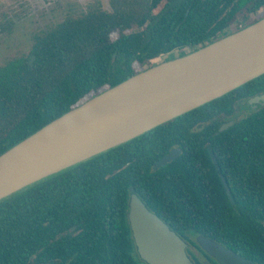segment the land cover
I'll use <instances>...</instances> for the list:
<instances>
[{"label":"trees","instance_id":"1","mask_svg":"<svg viewBox=\"0 0 264 264\" xmlns=\"http://www.w3.org/2000/svg\"><path fill=\"white\" fill-rule=\"evenodd\" d=\"M262 18L264 0H110L109 8L91 6L79 16L65 18L37 35L27 54L0 67V155L146 68ZM263 94L264 74L4 198L0 264H44L53 259L57 264H147L137 252L130 227L107 224L102 209L125 208L131 185L140 192L146 186L142 173L151 172L171 146L183 149L180 169L168 165L157 172L198 170L200 163L208 162L214 181L222 184L214 156L234 203L221 185L222 191L214 188L211 196H204L202 208L188 212L196 214L190 218L197 224L169 227L179 235H203L242 252L246 241L264 235V104L242 118L236 109ZM231 120L234 126L220 131ZM138 142L149 147L146 155ZM131 146L139 150L138 160L128 165ZM209 198L214 202L211 211L206 208ZM85 217L99 223L84 224ZM68 230L72 231L63 236ZM56 253L64 255L53 257Z\"/></svg>","mask_w":264,"mask_h":264},{"label":"water","instance_id":"2","mask_svg":"<svg viewBox=\"0 0 264 264\" xmlns=\"http://www.w3.org/2000/svg\"><path fill=\"white\" fill-rule=\"evenodd\" d=\"M264 74V18L183 56L162 61L46 124L0 155V201L41 180L127 143ZM249 102L264 104V94ZM222 124L220 131L234 126ZM173 150L155 166L177 158ZM214 161L217 162L214 157ZM222 177V172L220 171ZM231 196L229 185L224 180ZM131 229L147 264H195L187 243L133 194ZM222 264H255L200 235ZM44 264H53L47 262Z\"/></svg>","mask_w":264,"mask_h":264},{"label":"flooded vegetation","instance_id":"3","mask_svg":"<svg viewBox=\"0 0 264 264\" xmlns=\"http://www.w3.org/2000/svg\"><path fill=\"white\" fill-rule=\"evenodd\" d=\"M262 102L253 103L250 105L251 111L258 109ZM250 111V112H251ZM221 128V127H220ZM200 143H204L205 141H199ZM142 147H140V151L146 153L149 151V147L147 145H142V142H138ZM179 150V155L177 158L168 162L166 165L161 166H172L179 167L181 162H178L180 156L183 153V149L181 146H171L167 151L163 150V155L159 157L154 164L152 165L151 172H143L144 182L146 186L139 192L134 189L131 185L129 190L127 199H126V207L125 208H111L110 205L102 209L106 210L107 214H104V219H106V223L109 225L114 224L117 226H129L131 229V220H130V211H131V201L133 194H137V196L143 201V203L162 221H164L168 226L169 225H185L191 226L197 224V222L190 217H194L196 214H189L188 212H196L199 208H202L204 205V196H211L214 192V188L221 189V185H223V189L227 192V187L225 185L224 180L229 185L227 181L226 175L219 169L218 161H214V156H212V162H214L216 167V172L221 180V183L218 181H214V170L212 169L211 164L200 163L197 167L198 170H178V171H164L157 172L158 169H155L156 164L169 155L171 151ZM136 147H130V155L131 161L128 162V165L134 164L137 162L138 156ZM196 167V168H197ZM220 171L222 172V177L220 176ZM134 171L132 170L129 173V181L131 184L136 181L134 177ZM110 177V175H107ZM230 188V185H229ZM231 190V188H230ZM229 195V194H228ZM200 207H199V206ZM207 210L211 211L214 208V202L211 198L207 200L206 203ZM174 217L170 220V217ZM100 219V214L96 216ZM172 221V222H171ZM84 224H94L97 225L99 222L97 220H90L83 218L81 221ZM100 223H102L100 221ZM75 227V226H74ZM73 230V229H72ZM68 230L63 233V236H68L70 231ZM132 232V229H131ZM74 234V233H73ZM183 240L187 243L186 251L190 259L195 264H222L219 260L207 252L201 245L198 243V237L200 235H180ZM131 237L133 238V232L131 233ZM134 239V238H133ZM212 239V238H210ZM213 240V239H212ZM215 241V240H213ZM217 242V241H216ZM219 243V242H218ZM221 244V243H220ZM225 247L236 251L235 249L229 247L228 245H224ZM243 251H236L241 257L244 259H248L253 261L255 264H264V235L259 234V236L252 238V240H248L245 242L243 246ZM245 249V250H244ZM64 253H56L54 256H62ZM58 259H53L50 262L53 264H57ZM59 262V261H58Z\"/></svg>","mask_w":264,"mask_h":264},{"label":"rangeland","instance_id":"4","mask_svg":"<svg viewBox=\"0 0 264 264\" xmlns=\"http://www.w3.org/2000/svg\"><path fill=\"white\" fill-rule=\"evenodd\" d=\"M96 5L109 8L110 0H0V67L27 54L37 35ZM249 105L250 102L241 103L236 109L237 117L250 113Z\"/></svg>","mask_w":264,"mask_h":264}]
</instances>
